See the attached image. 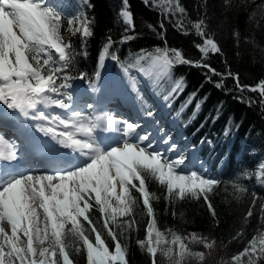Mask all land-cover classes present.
I'll list each match as a JSON object with an SVG mask.
<instances>
[{"label":"snow or ice","instance_id":"obj_1","mask_svg":"<svg viewBox=\"0 0 264 264\" xmlns=\"http://www.w3.org/2000/svg\"><path fill=\"white\" fill-rule=\"evenodd\" d=\"M142 3L157 12L159 31L155 25L147 27L163 39L164 46L141 48L130 62L122 61L116 48L131 43L141 34L136 31L130 0H121L114 20V25L120 27L119 38L114 39L112 29L107 30L98 63L101 67L105 66L106 59L116 63L125 73L127 83L124 77L112 78L97 71L95 77L102 95L123 89L121 94L127 101L133 105L136 101L142 102L144 97L130 71L134 70L156 84L171 82L172 87L165 97L170 101L186 87L183 77L173 80L174 68L190 66L203 69L205 81L224 90L225 95L232 93L238 102L249 107L259 103L264 108V80L246 85L241 83L239 73L227 68L226 61L224 72L208 62L213 55L222 56L223 50L209 30L204 14L198 13L196 20H188L192 33L199 38L193 41L198 58L191 59L184 50L169 47L165 38L166 22L181 34H189L185 24L188 11L181 0H142ZM73 6L70 0H0V105L19 113L25 120L46 122L37 125L38 131L61 148L71 150L60 153L49 141L34 138L31 150L43 155L44 165L51 169L37 171L27 157L21 165L15 142L0 134V264H75L72 249L86 255V264H129L128 247L121 237L128 238V234L136 230V213L141 207L142 214L148 218L146 237L136 243L150 257L151 264H157L158 254L164 264H193L194 261L203 264L205 252L193 251L190 245L201 244L212 250L215 241L195 233L182 236L172 229L161 230L153 206L156 197L147 183L151 179L162 186L165 199L171 204L203 199L215 218L211 196L222 181L208 174L191 144L178 145L170 136L159 139V136L141 135L137 131L140 123L116 120L107 113L95 119L81 116L80 112L67 118L46 114L44 109L53 106L71 108L66 100H73L69 91L73 88L72 82L87 78L83 72L69 74L77 53L65 32L79 38L84 49L80 54L87 56V46L95 38V17L90 18L85 9L93 6L90 0H81L78 11L68 12ZM232 36L238 46L239 30L234 29ZM244 39L248 41L247 37ZM229 78L234 83L226 88L224 81ZM246 92L258 94L259 100L246 97ZM196 95L195 92L189 95L185 105L176 112L177 119ZM206 100L207 97H203L196 102L193 119ZM222 106L223 102L217 106L213 122L220 117ZM167 107L170 108L171 103ZM146 115L152 117L154 113L147 111ZM14 119L17 117L0 109V123ZM101 126L104 130L123 131L130 139L119 146H112L108 138L103 137L97 143L95 131ZM234 128L238 130L239 124ZM232 131L230 120L224 137ZM157 139L160 144L166 143L167 149L157 147ZM169 152L175 155L169 156ZM195 164H201L199 171L192 170ZM258 169V178L264 187V161L258 162ZM233 188L240 194L249 191L238 183ZM252 196V206L245 220L253 216L252 208L258 195L253 192ZM260 211L264 218V207ZM93 212L99 214V219L93 218ZM245 256L248 257L246 262L242 259ZM233 262L264 264V231L254 236L242 252L234 254L228 264Z\"/></svg>","mask_w":264,"mask_h":264},{"label":"trees","instance_id":"obj_2","mask_svg":"<svg viewBox=\"0 0 264 264\" xmlns=\"http://www.w3.org/2000/svg\"><path fill=\"white\" fill-rule=\"evenodd\" d=\"M90 1L93 7L88 10V16L95 17V38L87 46V56L80 54L84 49H81L79 38L65 32L66 38L72 41L77 53L73 61L74 67L69 72L71 75L88 72L89 68L94 67L108 29H112L111 34L114 39L119 38L120 35V27L114 25V20L121 6V0ZM181 2L188 11L185 24L189 34H181L166 22L165 38L169 47L184 50L191 59L198 58L199 54L193 47V41H198L199 38L192 33L188 20H196L198 13L204 14L209 30L215 34V39L219 41L223 50L222 56L213 55L208 62L218 71L224 72L226 61L227 68L233 73H239L241 83L246 85L252 86L257 81L264 80V0H181ZM130 4L137 26L136 31L141 35L131 43L116 48V53L121 54V59L125 63L130 62L132 55L141 48L152 49L154 46H164L163 39L147 27L152 24L159 31L157 12L145 7L142 0H130ZM234 29H238L240 34L238 46L233 41ZM245 37L248 38L247 42ZM203 72V69L190 66L174 68L173 80L183 77L186 84L184 91L179 95V101L185 105L189 95L195 92L196 98L188 105L192 107L198 100L207 97L197 116L198 121L204 120L208 123L213 122L216 108L223 102L219 120L216 119L213 125L222 131L231 120L234 148L247 149L250 146V149L255 148L259 156L264 159V108L259 103L249 107L246 103L238 102L233 99L232 93L225 95L224 90L217 89L205 81ZM213 79L218 78L213 77ZM224 83L226 88H230L234 82L229 78ZM165 84L168 86L170 82L165 81ZM244 95L259 100L256 93L246 92ZM236 124H239L238 130L234 128ZM251 169L254 168L251 166ZM238 180L239 178L235 177L234 180L221 184L211 196L216 211V217L213 218L203 199L171 204L165 199V189L149 179L147 181L149 191L156 197L153 206L156 210L158 226L164 231L172 229L182 236L186 233H195L200 237H207L209 241H215L212 250L208 251L201 244L194 245V250L205 252L203 264H228L234 254L242 252L254 236L264 231V218L260 211L261 207H264V187L256 188V185L252 184V191L258 195V198L255 207L252 208L253 216L245 220L249 207L252 206L253 192L248 191L244 194L234 192L233 185L237 184ZM240 185L246 186L243 183ZM142 212V207L137 209L136 230L129 233L128 238L121 237L122 242L128 247L129 264H151L150 257L136 243L137 240L146 237L148 218ZM92 216L94 219H99V214L96 212H93ZM109 244L111 246L110 239ZM71 256L75 264H86V255L83 252L76 253L72 249ZM157 264H164L159 254ZM193 264L197 262L194 261Z\"/></svg>","mask_w":264,"mask_h":264},{"label":"rangeland","instance_id":"obj_3","mask_svg":"<svg viewBox=\"0 0 264 264\" xmlns=\"http://www.w3.org/2000/svg\"><path fill=\"white\" fill-rule=\"evenodd\" d=\"M139 76H140V74H139ZM137 79V78H136ZM139 80L141 81L142 80V78H140L139 77ZM129 120H131V119H129ZM116 131V130H115ZM133 141L135 140V139H132ZM190 234H192V233H190ZM190 234H188V233H186L184 236H189ZM199 236V235H198ZM194 245L196 246L197 244H195V243H193V244H191L190 246H191V248H192V250L193 251H196V250H194L195 248H194ZM199 245V244H198ZM202 247H203V245H202ZM208 250V249H207ZM205 251V250H204ZM209 251V250H208ZM242 259L246 262L247 261V259H248V257H242Z\"/></svg>","mask_w":264,"mask_h":264},{"label":"bare ground","instance_id":"obj_4","mask_svg":"<svg viewBox=\"0 0 264 264\" xmlns=\"http://www.w3.org/2000/svg\"><path fill=\"white\" fill-rule=\"evenodd\" d=\"M82 116V115H81ZM95 117L96 116H94V115H92V116H90V118H92V119H95ZM142 127V126H141ZM116 134H118V131L116 130V131H114ZM98 134V130L96 129V131H95V136ZM125 137V140H127V139H130L128 136H124ZM132 139V138H131Z\"/></svg>","mask_w":264,"mask_h":264}]
</instances>
